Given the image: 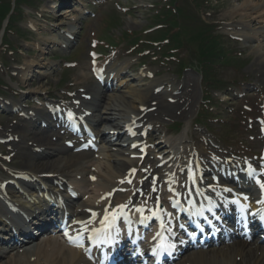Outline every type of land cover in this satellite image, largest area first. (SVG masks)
<instances>
[{
	"label": "rangeland",
	"instance_id": "374dc122",
	"mask_svg": "<svg viewBox=\"0 0 264 264\" xmlns=\"http://www.w3.org/2000/svg\"><path fill=\"white\" fill-rule=\"evenodd\" d=\"M11 1L13 0H5L4 3L10 5ZM27 2L30 7L22 2L17 5L21 11L16 19L14 32L6 36V49L0 47V134H9L12 128L15 129L24 123L25 120L18 116L19 112L15 108L44 112L41 105L34 104L38 96L57 99L68 88L76 91L77 94L89 93L94 86L88 53L91 48V37L116 43L125 33L139 34L140 31L145 33L150 27L160 25L162 22L170 23L169 18L165 19L167 13L170 15L169 9L172 5V10L174 8L180 10L183 6V10L191 14L195 11L194 15L197 16L192 19L197 21L194 24L191 19V26L202 27L200 19H205L207 30L211 29L206 34L216 33L220 36L217 39L227 51H231L235 56L238 53L241 57L235 59L238 61L234 66L229 64L226 67L216 66L219 79L225 80L229 86L225 88L227 90L214 92L213 100L216 105L212 109L213 115L205 119L204 124L197 121L204 88L199 69L200 58L195 54L199 50L198 43L193 46L191 44L198 41L193 37L192 31L190 35L183 33L182 37L180 32L176 39L173 35L170 36L172 29L168 25L166 28L154 31V34L159 33L158 35L165 33L166 36L168 35L167 38H171L172 43L179 45L182 53L179 58L184 59V65L180 68L173 64L169 69L163 64L160 65V62L151 60L149 56H136L123 48L108 55L109 60L112 59L110 65L112 69L119 70L122 67L125 70V74L115 77L113 83L117 90L128 91L129 87H135V84L127 79L146 73L144 79H141L143 90L161 84L163 88L161 93L165 92L172 98L176 93H179V97L184 82H188L190 87L188 91L191 95L190 114L178 115L175 119L160 123L162 133L168 132L170 137L171 135L176 137L178 134H175L174 126L176 123H182L184 125L182 130L190 135V140L193 139V142L201 147H205L202 145L204 140L208 145L214 143L216 146L221 144L226 149L230 147V149H239L241 144H238V141L240 142L248 131L246 142H249V147L251 149L261 147L262 143L256 138L254 141L251 139L255 135L258 137V133L246 128L236 111L230 113L234 107L239 109L242 104L249 103L257 107L260 102L258 97L261 93L264 94V75L257 72L259 65L264 63L260 61L264 53V5L260 6L257 0H28ZM2 18L0 13V20ZM5 21L4 29L7 26ZM0 33L2 34V31ZM68 33H75V39L69 47L64 48ZM238 34L244 37L243 41L232 39ZM182 39L181 44L176 42ZM157 52L162 53L160 50ZM66 62H74L75 66L68 67ZM147 72H151V76ZM235 80L237 82L234 83ZM42 85L44 89L40 87ZM174 85L178 87L173 90ZM229 88L234 89L231 98L237 99L240 91H245L246 95L236 102L229 96L226 97ZM118 114L119 111L110 110L102 116L111 121L118 118ZM215 117L220 119L216 120ZM51 132H49L50 140L53 138ZM114 133L115 130L112 134ZM164 136L166 137V134ZM12 138L17 139L14 136ZM0 140H3L2 137ZM55 143L57 147H66L64 139H58ZM32 144L33 141H27L19 143V146L27 149ZM104 146L103 143H99V150L95 151V156L91 154L94 161L90 164V168L97 169L101 173L108 164ZM247 149L249 150L248 147ZM66 152L69 158L78 156L72 149H66ZM22 161L23 157L19 150H15V147L8 142L0 143V181L8 177L6 176L8 167L20 168ZM78 176H74L75 181H78ZM95 195V192L93 195L85 194L83 198L81 195L77 200L91 203Z\"/></svg>",
	"mask_w": 264,
	"mask_h": 264
},
{
	"label": "bare ground",
	"instance_id": "6f19581e",
	"mask_svg": "<svg viewBox=\"0 0 264 264\" xmlns=\"http://www.w3.org/2000/svg\"><path fill=\"white\" fill-rule=\"evenodd\" d=\"M257 2L260 6L264 5V0H257ZM261 58L260 61L264 62V53ZM257 72L264 75V63L259 65ZM114 74L115 72L113 71L109 77ZM145 74L129 77L127 81L135 84V87H129L128 91L121 90L119 92L117 87H113L115 89H112V92L104 90L98 94L93 89L94 95L99 98L98 103L94 105V114L95 116H100L93 132L95 131L99 142L105 145V157L108 159V164L103 169L105 170L103 173L94 169L92 165L93 169L90 168V164L94 161L90 152H81L77 157L69 158L66 155L65 148L57 147L55 143L56 133L51 132L53 138L50 140L49 132L52 131L50 129V120L53 116L50 113L37 112L36 114H31V112H28L25 123L15 127V129L12 128L9 134H0V137L5 142H8L12 147L14 146L15 150H19L22 154V167L16 173H24L25 177L18 191L14 190V187H17L15 185L11 186L8 184L9 187L7 185V188L3 183H0V222L17 224L15 220L16 216L22 213L20 209L25 210L27 213L26 210L29 205L24 200L29 202V199H31L32 201L40 202L42 199H39V197L44 195L45 192L52 193L56 198L57 204H63L61 212L56 215L62 216L63 214L61 221L65 217L68 225L71 226H77L75 224L76 221L91 218L94 210H103L100 208L103 203L99 205L97 201L94 202L95 196L91 203L88 201H70V193L67 188L73 184L77 191L81 193L80 195H93L94 192L98 194L104 189L118 186L115 179L119 175L127 173V170L130 169L127 167L135 163L127 158V151H131L134 154L135 149L133 150L132 145L139 141L138 137L132 136L133 131L137 132V128L133 125L136 126V124L140 123L152 126L151 131L157 134L161 132L159 129L160 123L175 119V116L178 115L186 116L190 114L191 95L188 91L190 88L188 82H184L182 93H180L179 97V93H176L171 98L165 92H157L161 84H155L153 88L143 90V85L141 84L143 80L141 81V79H144ZM109 77L107 78L109 79ZM40 87L44 89L43 85ZM172 87L174 90L178 86L174 85ZM96 98L93 100L97 101ZM8 105L10 104L8 103ZM71 109L72 107L58 110L56 114L61 117L65 111H70ZM110 110L119 111V117L110 121L102 116L103 113L105 114V112ZM101 125H103V129ZM113 130L117 134L113 135ZM12 136H17V139H10ZM186 137L187 134L183 133L182 136L176 137V139L171 137L166 140H160L157 147L164 152L170 150V155L173 156V159L168 161L163 166V169H167L170 166H172L174 171H186L188 169L187 163H182L186 156L184 154L188 151ZM27 141H33V144L27 149L19 146V143H26ZM25 149L26 151H24ZM170 155H166V159ZM166 159H163L162 162ZM155 167L157 170L158 167ZM163 169H158V171L162 172ZM50 173L53 176L48 180L45 175ZM77 175H80L79 180L74 183V176ZM13 176H9L7 179H13ZM93 177L95 179L94 181L91 180L92 183L89 178L92 179ZM159 183L163 184L161 180ZM195 184L196 179H193L192 186ZM146 185L147 181L140 188L139 194H146ZM150 195L155 197L154 193ZM106 203L108 202H105L104 206ZM115 203L116 201L113 204ZM40 208L38 221H33L36 226L42 228L39 237H34L33 234L30 239L21 243L15 242L13 236L10 237L9 243L1 240L0 264H92L86 256H83L80 250L67 246L60 237L52 235V232H57L58 228H54V221L48 222L46 219L48 215L50 216L51 210L49 209V214H45L46 210L42 206ZM27 215L30 216L28 213ZM19 233L20 235H22L21 233L30 235L31 229L27 230L26 227H22ZM174 264H264V246L257 240L254 243H248L239 238L233 243H224L188 251L182 256V259L179 258Z\"/></svg>",
	"mask_w": 264,
	"mask_h": 264
},
{
	"label": "trees",
	"instance_id": "16d2710c",
	"mask_svg": "<svg viewBox=\"0 0 264 264\" xmlns=\"http://www.w3.org/2000/svg\"><path fill=\"white\" fill-rule=\"evenodd\" d=\"M4 1L5 0H0V13H1V16L3 17L0 20V23H1V21L3 19L6 18V16H8L10 14V12L12 10V3L9 2L10 3V5H9L8 3H4ZM16 1H17L18 4L22 2L24 5H28V3H29V2H27L28 0H16ZM20 11H21V9H19V8H16V9H14L12 11V13H14L11 16L12 23L15 22L16 19H17V17H18V15H20ZM178 12H179L178 13V16L175 15V14H174L175 15L174 16L173 13L170 12V15L167 14L166 17H168L170 19L169 20L170 22H172V25L170 27H173L174 30L181 29V33H183L184 32V28L189 29L190 26L183 27V22L181 23L178 20H180L181 17L182 18L183 17L186 18V17H189V16H188V14H186L185 12H183L182 10H179ZM195 27L197 29H200L201 28L200 26H195ZM196 28H194V27L192 28L191 27V29H190L189 32L190 33H191V31H192V33L194 32L193 37L196 38L197 40L198 39L201 40V44L199 46L200 47V51H201L200 52L201 56L204 59L206 58V59H209V60H211L212 58H215V55H218V52H219L218 51L219 50L218 49L219 47H217L215 40L213 38H210V36L209 37L203 36V32L199 33L198 34V37H197V33L200 32V31H202L203 29H201L200 31H198ZM177 35H178V32L176 34H174L173 37L176 39V36ZM163 37H165L164 39H166V34L165 33L164 34H161V35H156L155 37H153V40L154 39H157L158 41H161L163 39ZM176 42H178V41H176ZM171 45H172V43H171ZM172 46H174V45H172ZM172 48H175V47H172ZM223 59L225 60L226 58H223Z\"/></svg>",
	"mask_w": 264,
	"mask_h": 264
},
{
	"label": "snow or ice",
	"instance_id": "6c2138e0",
	"mask_svg": "<svg viewBox=\"0 0 264 264\" xmlns=\"http://www.w3.org/2000/svg\"><path fill=\"white\" fill-rule=\"evenodd\" d=\"M261 187H264V184H262Z\"/></svg>",
	"mask_w": 264,
	"mask_h": 264
}]
</instances>
